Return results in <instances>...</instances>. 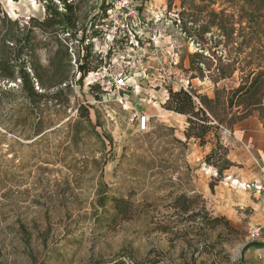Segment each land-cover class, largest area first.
I'll return each mask as SVG.
<instances>
[{
  "label": "rangeland",
  "instance_id": "rangeland-1",
  "mask_svg": "<svg viewBox=\"0 0 264 264\" xmlns=\"http://www.w3.org/2000/svg\"><path fill=\"white\" fill-rule=\"evenodd\" d=\"M106 1L125 28L106 40L105 60L91 62L99 77H70L60 102L27 120L13 97H2L0 264H264V249L245 248L250 229L264 225V196L231 184L243 170L264 171V123L254 116L218 132L231 162L219 174L220 161L204 162L212 134L203 145L186 139V117L163 108L170 88L213 93L207 77L186 72L196 44L179 28V0H135L137 22L119 10L124 0ZM98 4L89 1L92 13ZM0 7L21 21L44 16L39 0ZM105 33L90 40L92 49H102ZM38 55L47 64L46 50ZM119 74L128 89L112 85ZM113 199L122 200L121 212Z\"/></svg>",
  "mask_w": 264,
  "mask_h": 264
},
{
  "label": "trees",
  "instance_id": "trees-1",
  "mask_svg": "<svg viewBox=\"0 0 264 264\" xmlns=\"http://www.w3.org/2000/svg\"><path fill=\"white\" fill-rule=\"evenodd\" d=\"M39 1L44 10L41 19H12L0 7V104L4 95L13 97L23 120L46 104H58L71 89L70 77L78 74L81 83L86 74L100 68V64L91 65L98 58L101 63L102 58L94 53L90 40L100 34L101 20L112 6V2L99 0L98 12L92 13L90 0ZM167 1L170 6L172 0ZM179 8V28L196 44L194 52L187 54L186 72L190 78L207 77L213 93L209 97L170 88L163 108L186 117V139L203 145L212 134L215 146L204 156V162L220 161V174L231 162L226 159L227 150L218 132H233L238 123L254 116L264 123V0H179ZM73 42L78 44L76 54L71 50ZM40 48L47 52L45 65L38 55ZM73 55L77 56L75 71ZM224 81L233 84L218 85ZM90 88L99 89V85ZM87 114L85 110L81 116ZM113 201L121 212L122 200ZM177 204L184 205L179 200ZM224 222L233 230L228 221ZM252 246L261 248L264 242L253 241L245 248Z\"/></svg>",
  "mask_w": 264,
  "mask_h": 264
},
{
  "label": "built area",
  "instance_id": "built-area-1",
  "mask_svg": "<svg viewBox=\"0 0 264 264\" xmlns=\"http://www.w3.org/2000/svg\"><path fill=\"white\" fill-rule=\"evenodd\" d=\"M114 9L115 8L111 6L106 11V16L101 20V25L99 26L100 29L106 32L105 33V43L102 49H96V47L93 49V51L99 54L103 60H105L108 54V50H109V46L106 40L109 41L111 44L114 41L113 39H114V36L116 35V31L117 30L120 31L119 26L121 24L123 25L122 16L121 15L115 16ZM119 10H121L123 16L125 17L128 16L129 18L132 19V21L137 22L138 11H137V8L135 7V0H124L123 3L120 5ZM111 16H115L116 19L118 17V20L115 21L114 17H111ZM116 22H117V25H113ZM124 28L125 27L123 25V31H124ZM89 74L99 77L100 70L97 69L95 72H91ZM125 79L126 78L123 74H119L117 77L113 79L112 85L116 89H121V90L128 89ZM182 88L186 90L184 86H182ZM243 185H244L243 187L252 188L259 195L264 196V172H262V174H260L258 177L245 182ZM263 231H264V225L252 227L249 231V239H251L252 241H257L262 236Z\"/></svg>",
  "mask_w": 264,
  "mask_h": 264
},
{
  "label": "crops",
  "instance_id": "crops-1",
  "mask_svg": "<svg viewBox=\"0 0 264 264\" xmlns=\"http://www.w3.org/2000/svg\"><path fill=\"white\" fill-rule=\"evenodd\" d=\"M251 118V117H250ZM250 118H248V119H245L244 121H242V122H240V123H238L237 125H240V126H238V127H241L242 125L241 124H244L245 122H248L249 120H250ZM242 132H243V130H241V129H239L238 130V135H234V137H236V139H239V138H241L242 137ZM239 152H236V151H234L233 153H232V155H231V160H234V158H235V156H238L239 154H238ZM260 167V166H259ZM256 168H249L248 170H243V171H241L238 175H237V179H233V180H236V181H238L239 182V185H233V186H237L238 188L239 187H241L243 190H251V191H253V192H255L252 188H246V187H243L244 185V183L245 182H247V181H245V182H242V179H247V178H250V180H252V179H254V178H256V177H258V176H256V174H257V170H255ZM260 169H262V168H260ZM261 172H264L263 170H260ZM254 176V177H253ZM252 177V178H251ZM250 180H248V181H250ZM233 182V181H232ZM256 194H257V196L259 195L257 192H255ZM257 242H264V231H263V234H262V236L260 237V239H258L257 240ZM260 249H264V247H261Z\"/></svg>",
  "mask_w": 264,
  "mask_h": 264
},
{
  "label": "bare ground",
  "instance_id": "bare-ground-1",
  "mask_svg": "<svg viewBox=\"0 0 264 264\" xmlns=\"http://www.w3.org/2000/svg\"><path fill=\"white\" fill-rule=\"evenodd\" d=\"M232 185H239V182L234 180L233 182H231Z\"/></svg>",
  "mask_w": 264,
  "mask_h": 264
}]
</instances>
